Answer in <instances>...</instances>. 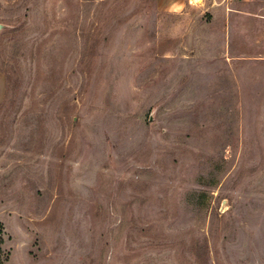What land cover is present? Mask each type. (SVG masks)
Instances as JSON below:
<instances>
[{
	"label": "rangeland",
	"instance_id": "rangeland-1",
	"mask_svg": "<svg viewBox=\"0 0 264 264\" xmlns=\"http://www.w3.org/2000/svg\"><path fill=\"white\" fill-rule=\"evenodd\" d=\"M0 26V264H264V0H0Z\"/></svg>",
	"mask_w": 264,
	"mask_h": 264
},
{
	"label": "crops",
	"instance_id": "crops-1",
	"mask_svg": "<svg viewBox=\"0 0 264 264\" xmlns=\"http://www.w3.org/2000/svg\"><path fill=\"white\" fill-rule=\"evenodd\" d=\"M208 11H210V13L212 14L213 12H216V10H214V8H212V7H209L208 6ZM3 86V89H4V85H3V82H2V80H1V78H0V86ZM3 97V96H2Z\"/></svg>",
	"mask_w": 264,
	"mask_h": 264
},
{
	"label": "water",
	"instance_id": "water-1",
	"mask_svg": "<svg viewBox=\"0 0 264 264\" xmlns=\"http://www.w3.org/2000/svg\"><path fill=\"white\" fill-rule=\"evenodd\" d=\"M2 28V26H0V29Z\"/></svg>",
	"mask_w": 264,
	"mask_h": 264
}]
</instances>
